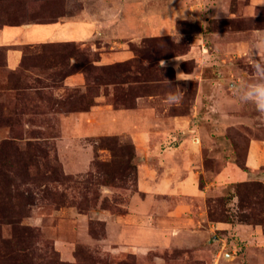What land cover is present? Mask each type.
I'll return each mask as SVG.
<instances>
[{"label": "rangeland", "instance_id": "1", "mask_svg": "<svg viewBox=\"0 0 264 264\" xmlns=\"http://www.w3.org/2000/svg\"><path fill=\"white\" fill-rule=\"evenodd\" d=\"M257 29L253 0H0V264H264Z\"/></svg>", "mask_w": 264, "mask_h": 264}, {"label": "clouds", "instance_id": "2", "mask_svg": "<svg viewBox=\"0 0 264 264\" xmlns=\"http://www.w3.org/2000/svg\"><path fill=\"white\" fill-rule=\"evenodd\" d=\"M253 5L256 9L257 6H264V0H253ZM208 9L210 8L205 7L199 11L206 13ZM217 10V14L214 16L218 20L221 11L219 9ZM177 17L180 18L179 14H177ZM257 33H262V35H258L252 41L246 53V60L249 67L253 70L254 79L250 82L234 84L232 87L233 95L240 103L253 105L256 113L260 117H264V30L257 29ZM253 50H255V54H253ZM160 67H165L163 60L160 61ZM185 75L184 73L178 72L176 76L177 81H186L184 79ZM170 87H172L171 83ZM174 88L176 90H170L164 96V101L169 107L178 106L183 99V90L178 85Z\"/></svg>", "mask_w": 264, "mask_h": 264}, {"label": "crops", "instance_id": "3", "mask_svg": "<svg viewBox=\"0 0 264 264\" xmlns=\"http://www.w3.org/2000/svg\"><path fill=\"white\" fill-rule=\"evenodd\" d=\"M29 26V25H28ZM55 37L54 35H51V38ZM50 41V40H46ZM14 43V41H12ZM67 42V41H64ZM11 43V39L1 34L0 36V47H6L9 46L10 48L6 50V58L8 65L14 69L19 64H21L23 55V49L21 47H16V44ZM25 45V42L20 44ZM18 61L20 63H18ZM251 148V146H250ZM253 148L256 152H253L250 156V153L247 157V167H250L251 169H260L264 167V142H258L255 141Z\"/></svg>", "mask_w": 264, "mask_h": 264}, {"label": "trees", "instance_id": "4", "mask_svg": "<svg viewBox=\"0 0 264 264\" xmlns=\"http://www.w3.org/2000/svg\"><path fill=\"white\" fill-rule=\"evenodd\" d=\"M49 44H47V45H49ZM58 44H62V43H51V45H58Z\"/></svg>", "mask_w": 264, "mask_h": 264}]
</instances>
